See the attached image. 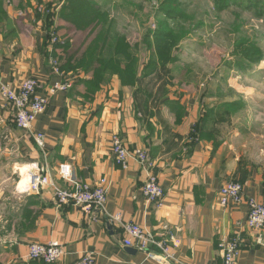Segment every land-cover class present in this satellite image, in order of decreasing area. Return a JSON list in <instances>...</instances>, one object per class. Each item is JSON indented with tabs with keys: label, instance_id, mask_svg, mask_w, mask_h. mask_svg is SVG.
<instances>
[{
	"label": "crops",
	"instance_id": "1",
	"mask_svg": "<svg viewBox=\"0 0 264 264\" xmlns=\"http://www.w3.org/2000/svg\"><path fill=\"white\" fill-rule=\"evenodd\" d=\"M11 1L0 0V85L15 88L35 77L44 86L61 79L52 74L49 61L58 57L65 63L67 47L51 44L52 25L32 18V0ZM59 25L63 34L62 20ZM94 66L76 74L71 87L51 96L37 115L32 132L43 135L42 147L14 125L11 109L0 99V136L5 138L0 146V263L29 264L28 243L58 242L65 253L53 264H77L86 252L93 253L95 264H222L219 243L237 235L242 242L237 264H264V229L257 243L256 233L245 227L247 205L224 207L217 200L220 187L237 180L245 197L264 204V166L244 165L224 142L195 140L192 127L200 111L192 100H149L136 82L108 74L95 84ZM113 136L129 151L146 150L152 166L144 169L129 158L122 168L111 152ZM61 164L71 166L80 185L93 188L107 179L103 210L57 206L50 188L20 189L28 168L49 176L59 188H70L57 173ZM150 174L163 188L160 205L148 202L141 190ZM112 216L139 224L157 239L165 236L166 225L174 236L167 256L156 246L151 255L123 245L125 234Z\"/></svg>",
	"mask_w": 264,
	"mask_h": 264
},
{
	"label": "rangeland",
	"instance_id": "2",
	"mask_svg": "<svg viewBox=\"0 0 264 264\" xmlns=\"http://www.w3.org/2000/svg\"><path fill=\"white\" fill-rule=\"evenodd\" d=\"M22 1L25 3V0ZM32 1L29 12L32 18L52 25L49 33L55 29L57 37L56 27L62 20L64 38L68 40L66 50L76 56L82 55L92 37L90 34L99 29L98 14L90 20L92 27L86 30L79 31V26L75 25L77 32L72 24L79 19V2L83 0ZM84 1L92 2L101 12L100 16L105 14V23L102 24H109L113 34L124 38L131 48L136 44L140 47V51L136 52L139 59L135 60L133 70L120 68L121 72L108 74V78L114 75L121 82H136L138 89L144 91V97L156 102L171 96L192 100L200 111L199 117L210 110L206 131L210 133L209 140L213 145L224 142L244 165L264 166L263 17L257 16L253 9L245 8V4L222 8L218 0ZM15 2L19 4L17 0ZM72 3L76 7L70 13L76 18L71 24L60 19L58 14L62 7ZM164 5L177 13L175 20L164 11ZM28 15L24 12L21 17L26 20ZM160 21L168 23L171 28L176 22L177 42L171 48V61L161 65L154 60L153 64L158 69L153 71L146 66L155 50L154 43L158 41L153 33ZM149 30L151 33H148ZM178 32H183L181 39H178ZM145 33L149 34L153 52L141 43ZM242 41L254 43L263 57L256 62L242 59L244 56L237 45ZM152 57L156 58L155 55ZM239 61L242 62L237 64ZM3 139L0 136V146ZM12 191L10 188L8 193Z\"/></svg>",
	"mask_w": 264,
	"mask_h": 264
},
{
	"label": "built area",
	"instance_id": "3",
	"mask_svg": "<svg viewBox=\"0 0 264 264\" xmlns=\"http://www.w3.org/2000/svg\"><path fill=\"white\" fill-rule=\"evenodd\" d=\"M51 44L57 43L58 38L55 31L49 34ZM53 75L61 79L46 83L43 86L42 81L35 77H29L17 87L0 85V99L9 107L13 115L14 125L30 133L39 147L43 146L44 137L42 134H33L32 126L37 115L41 114L49 101V98L59 91H65L71 87L76 78L75 74L64 73L60 70L56 59L51 58L49 61ZM44 87L45 92H38L40 87ZM111 152L115 160L122 166L127 167L129 158H134L144 169L152 166V162L146 150L129 151L117 136L111 139ZM58 175L72 186L70 188H59L49 176L44 175L41 171L28 168L24 172V184L21 190L38 193L42 189L50 188L57 206L71 205L84 210H103L107 201L108 181L102 177L98 184L93 187L80 185L73 178V172L69 164H61L57 168ZM145 199L156 205H160L164 193L163 188L154 175H148L141 187ZM218 203L224 207L236 206L241 203L247 205L245 227L256 233V242H261V231L264 229V204L260 203L254 197L246 196L243 192L242 184L237 180H231L223 184L217 192ZM110 221L116 222L122 228L125 238L122 240L123 245L135 247L137 250L155 255L150 248L156 246L163 255L167 256L168 241L174 239L173 234L166 225L162 227L165 236L157 239L153 233L148 232L142 226L132 222L122 221L118 216L110 217ZM222 253V264H237L242 242L237 235L223 239L219 243ZM65 253L64 246L58 242L40 244L31 242L27 244V261H42L43 263H57ZM162 257V256H160ZM77 264H95L93 253H84L77 261Z\"/></svg>",
	"mask_w": 264,
	"mask_h": 264
},
{
	"label": "trees",
	"instance_id": "4",
	"mask_svg": "<svg viewBox=\"0 0 264 264\" xmlns=\"http://www.w3.org/2000/svg\"><path fill=\"white\" fill-rule=\"evenodd\" d=\"M218 3L222 8L228 7L229 5L242 7L245 4V8L253 9L257 16L263 17L264 19V0H218ZM75 7V3L62 7L59 10V18L72 24V22L76 18V15L70 13V11ZM82 8H84V11H81ZM164 8V11L175 20V15H177V13H174L173 9L169 6L164 5ZM96 13L98 14V18L100 20L99 29L96 33L94 30V33L90 34V36L92 35V37L90 39V42L86 46V55H83V53L79 57L74 53H71L73 55V57H71L70 54L67 53L68 56L65 63L63 62V64L61 61L62 59H59L58 57L55 58L61 71L66 72L65 70L70 69L75 73V75H79L80 71L87 73L89 67L96 65L93 67L94 71L91 72V80L93 81V83L98 84L99 82L103 81V77L105 74L119 73L121 72L119 70L120 68H125V70H133V68L135 67V60L137 61L139 59L136 52L140 51V47L138 44H136L131 48L129 46V43H127L124 38H122L118 34L115 35V33L113 34V32L110 31L111 29L109 27V24H102L105 23V14L100 16L101 12L99 13V11L90 1L88 2L83 0L79 2V19L74 22V24H72L76 29L75 31L78 30L75 25L79 26V31H83L89 27H92L90 20H92V18L94 19ZM157 25L158 26L153 33L154 38L158 40L156 43H154V52L152 51L153 44L148 34L151 33V30H149L148 33H145L146 35L142 37L141 41V43L148 51L153 52V54L149 56V64L148 66H146L147 68H151V70L153 71L158 69V67L153 64L154 60L161 62V65L165 64L167 61H171V48L177 42L175 40L176 30L174 28V25L171 28L169 27V24L164 21L158 22ZM56 28L58 30H56V32L59 35L58 37L60 38L57 43L62 49H65L68 46V40L64 38V33H60V30L62 29L61 25H58V27ZM182 33L183 32H178V39H181ZM237 45L239 47V50H241V54L244 56L242 58L244 60L249 59L250 62H252L253 60L256 62L263 57L262 52L257 50L254 43L252 42L247 41L243 43L242 41L238 42ZM152 55H155L156 58L152 57ZM241 62L242 61H239L237 64H240ZM210 112L211 111L208 110L205 114L202 113L200 117H198L197 121L192 127L193 129L191 134L196 138L193 139L197 140L200 137L211 139L209 137L210 133L206 131V122L211 117ZM29 264L49 263H43L42 261H30Z\"/></svg>",
	"mask_w": 264,
	"mask_h": 264
}]
</instances>
